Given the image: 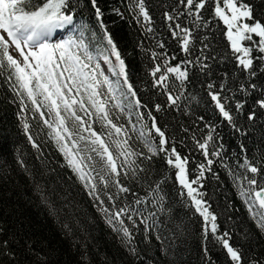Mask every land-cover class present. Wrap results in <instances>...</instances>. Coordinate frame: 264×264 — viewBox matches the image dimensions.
<instances>
[{
  "label": "trees",
  "instance_id": "16d2710c",
  "mask_svg": "<svg viewBox=\"0 0 264 264\" xmlns=\"http://www.w3.org/2000/svg\"><path fill=\"white\" fill-rule=\"evenodd\" d=\"M71 2L77 23L88 24L99 33L89 0ZM244 2L252 5L254 15L264 22V0ZM98 4L104 13L103 22L125 61L128 80L137 94L135 98L129 96L128 99L133 104L135 99L141 101V106L134 107L131 117L127 118L124 111L113 106L115 101L108 100L113 121L128 129L127 136L114 134L113 139L131 137L129 144L132 149L151 156L143 140L133 131V126H137L148 132L152 124L148 113L151 112L181 156L189 158L187 167L190 180L199 174L197 165L205 164L204 176L200 181L202 187H193L204 194L203 199L217 215L219 231L230 233V243L242 251L245 264L250 257L264 261V233L258 229L237 187L238 184L246 187L244 176H255L259 184H264V109L254 104L264 89V73L258 70L257 76L249 80L247 74L236 67L224 35L226 26L213 18L210 7L203 11L207 26L195 28L190 23L191 18H179V22L193 32L191 51L184 53L177 40L170 35L169 22L164 18L165 12L175 14L174 9L183 11L177 0H145L152 18L147 26L153 29L152 32H146L144 25L129 12L128 0H98ZM116 10L123 15H117ZM158 43H163L164 47H158ZM153 51L166 54L172 65L193 61L182 66L188 71V80L183 85L175 81L173 92L181 94L175 106L169 105L162 89L153 86L150 71L154 63L161 62L152 59ZM173 56L176 59L173 60ZM204 56L209 57L205 61L209 65L207 69H202L196 63L197 57ZM10 71L5 69L0 74V264H205L203 220L190 205L186 193L180 195L182 189L175 181V169L169 168L163 153L151 159L132 157L146 169V172L139 173V181L123 175L120 177L122 183L139 196L145 195L149 183L166 180L163 184L166 211L158 215L157 227L148 232L137 218L138 227L133 229V246L138 255L132 256L107 225L103 214L95 206L96 202L66 166L59 145L49 135L51 129L43 122L52 114L46 107L47 102L40 106L43 117L35 111V106L26 95L23 100L27 107H23L21 96L17 95L22 90L18 85L13 88L15 77L9 80ZM222 82L228 85V91L223 95L232 96L228 103L233 115L232 123L224 120L207 94L209 83L219 85ZM241 83L246 86L255 83L258 87L255 91L249 89L251 94L245 95L239 91ZM101 90L106 93L107 86ZM37 100L43 101V96H37ZM238 101L244 104L241 111L235 110ZM127 102L124 101V104ZM157 104L161 105L160 111L155 110ZM89 110L94 112L90 106ZM252 111L256 116L250 121L247 116ZM61 114H64L63 110ZM78 114L89 123L95 119V115L89 117L79 111ZM139 114H143L142 120ZM23 122L29 124L27 134ZM93 128L101 131L99 123L93 124ZM210 130L212 140L208 142L207 159H212L213 163L208 166L196 141L203 142ZM28 135L33 137L38 148L32 146ZM83 135L87 136L88 133ZM149 139L158 143L159 138L154 130ZM214 151L219 152V156L212 155ZM96 159L99 160L98 157ZM245 161L256 166L259 172L246 173L243 167ZM99 187L103 188L102 185ZM107 191L112 193L115 189L109 188ZM102 198L110 206L106 197ZM135 198L131 193L122 194L116 201L117 206L131 204ZM126 223L131 228V223ZM66 224L68 228L64 226ZM157 235L162 239L158 241ZM207 247L215 264H228L225 250L218 244L209 240Z\"/></svg>",
  "mask_w": 264,
  "mask_h": 264
},
{
  "label": "snow or ice",
  "instance_id": "6c2138e0",
  "mask_svg": "<svg viewBox=\"0 0 264 264\" xmlns=\"http://www.w3.org/2000/svg\"><path fill=\"white\" fill-rule=\"evenodd\" d=\"M89 3L94 10L99 33L88 24L76 23L75 9L71 0H39V2L37 0H0V74L5 69L11 70L8 78L11 80L14 76L13 88L18 85L22 90L17 95L21 96L23 107H27L23 100L26 95L35 106V111L43 117L44 113L40 110V106L41 103L47 102L46 107L49 112L55 114L54 123L49 122L48 119L43 121L51 129L49 135L59 145V151L64 156L66 166L72 170L87 190V194L96 202L97 210L103 214L107 225L117 234L122 246L130 255H138L136 247L133 246V229L138 227L137 218H139V224L145 226V232H148L157 227L158 215L166 211V194L163 192V184L166 180L149 183L145 195L139 196L124 185L120 177L123 175L125 178L139 181V173L146 172V169L132 157L151 159L152 156L163 153L166 164L170 169H175V181L182 189L180 195L184 196L183 190H186L190 205L202 217V234L205 241L202 250L205 264H215L207 247L209 240L225 250L228 264H245L242 251L230 243V233L219 231L217 216L210 211V206L203 199L204 194L197 187H193V185H200L206 168L205 164L197 165L199 174L190 180L187 167L189 158L181 156L175 144L166 137L165 131L157 125L151 112L148 116L151 117L152 124L147 133L143 128L137 130L133 126V131H139V138L143 140L144 147L151 156L132 149L129 144L131 137L113 139L114 134L120 136L123 133L127 136L128 129L113 121L108 100L116 101L113 106L120 111L127 108L130 113L134 107L141 106V101L135 99L133 104L128 99L129 96L135 98L137 94L128 80L125 61L121 58V53L103 22L104 13L98 0H89ZM177 4L182 6L183 11L174 9L175 14L165 12L164 18L169 22L170 35L177 40L184 53L191 51L193 32L190 27L181 24L179 18L181 16L191 18L190 23L195 28L207 26L208 21L204 20L203 11L210 7L213 18L226 26L224 35L229 44L230 54L236 61V67L246 73L249 80L257 76L258 70L264 73V22L254 15L252 5L244 0H177ZM127 7L129 12L135 15L137 22L144 25L146 32L153 31L147 26L151 24L152 18L146 9L145 0H128ZM116 13L123 15L119 10H116ZM61 29L71 34L66 39L50 42L53 33ZM13 46L22 57V61L10 54L9 50ZM158 47L163 48V43H158ZM151 57L154 61H161L154 63L150 71L153 86L166 93V100L170 106L177 105L181 94L173 92L175 81L183 85L188 80V71L182 66L192 64L193 61L186 60L172 65L166 54H158L155 51L151 52ZM101 58L108 66L109 72L116 77L115 80L110 79L102 70ZM172 59L176 57L173 56ZM208 59L209 57L206 56L197 57L196 63L200 64L202 69H207L209 65L205 61ZM105 85L106 93L101 90ZM257 87L255 83H249L247 86L241 83L239 91L250 95L249 89L255 91ZM207 89V94L214 102L219 114L224 120L232 123L233 115L228 107L232 96L223 95L225 91H228L227 83L222 82L219 85L209 83ZM37 96H43V101H38ZM124 101H128L127 104H124ZM254 104L264 109V89L261 90ZM89 106L94 112L89 110ZM243 107V103L239 101L235 103L236 111H241ZM61 108H63V115ZM155 110L160 111L161 105H155ZM78 111L89 117L95 115V119L89 123L78 114ZM255 116L256 113L252 111L247 119L251 121L255 119ZM139 119H143V114H139ZM69 122H71L70 126ZM95 123L100 124L101 131L93 128ZM23 129L27 134L29 131L27 122H23ZM153 130L159 138L158 143L149 139ZM85 132L88 133L87 136L83 135ZM27 139L32 142L34 148H38L31 135H28ZM211 140L210 130L203 142L196 141L206 159L209 157L208 142ZM212 155L219 156V152L214 151ZM97 157L99 160L96 159ZM20 163L23 166V162ZM212 163V159H207L208 166ZM243 167L246 173L259 172V169L248 161H245ZM243 180L246 187L238 184L239 194L244 199L258 229L264 233V184H259L255 176L252 178L244 176ZM109 188H114L115 191L109 193L107 191ZM128 193L136 197L134 201L118 207L117 199L122 194ZM102 196L106 197L110 206L106 205ZM53 211H55L54 208ZM126 221L131 223V228ZM64 226L69 227L67 224ZM156 239L159 241L162 238L157 235ZM247 264H264V261L257 257H250Z\"/></svg>",
  "mask_w": 264,
  "mask_h": 264
},
{
  "label": "rangeland",
  "instance_id": "374dc122",
  "mask_svg": "<svg viewBox=\"0 0 264 264\" xmlns=\"http://www.w3.org/2000/svg\"><path fill=\"white\" fill-rule=\"evenodd\" d=\"M10 49L14 53V55L18 58V60L22 61V57H20L19 53L16 51L14 46L12 48H10Z\"/></svg>",
  "mask_w": 264,
  "mask_h": 264
}]
</instances>
